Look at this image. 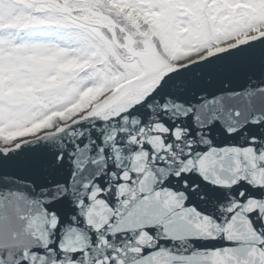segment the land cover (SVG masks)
<instances>
[{"label": "snow or ice", "instance_id": "6c2138e0", "mask_svg": "<svg viewBox=\"0 0 264 264\" xmlns=\"http://www.w3.org/2000/svg\"><path fill=\"white\" fill-rule=\"evenodd\" d=\"M18 159L16 264H264V0H0Z\"/></svg>", "mask_w": 264, "mask_h": 264}, {"label": "clouds", "instance_id": "9594fccd", "mask_svg": "<svg viewBox=\"0 0 264 264\" xmlns=\"http://www.w3.org/2000/svg\"><path fill=\"white\" fill-rule=\"evenodd\" d=\"M29 211L26 205L11 199L0 211V264H16L19 253L35 246V237L25 219Z\"/></svg>", "mask_w": 264, "mask_h": 264}, {"label": "water", "instance_id": "95a60500", "mask_svg": "<svg viewBox=\"0 0 264 264\" xmlns=\"http://www.w3.org/2000/svg\"><path fill=\"white\" fill-rule=\"evenodd\" d=\"M258 69H244L234 75V83H240L246 76H251ZM42 173L34 159H18L10 162L0 161V188L7 186L6 177L18 181H38Z\"/></svg>", "mask_w": 264, "mask_h": 264}]
</instances>
